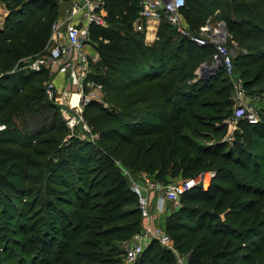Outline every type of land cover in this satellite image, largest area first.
I'll use <instances>...</instances> for the list:
<instances>
[{
	"label": "trees",
	"instance_id": "1",
	"mask_svg": "<svg viewBox=\"0 0 264 264\" xmlns=\"http://www.w3.org/2000/svg\"><path fill=\"white\" fill-rule=\"evenodd\" d=\"M0 1L8 10L0 27V124L7 126L0 134V264H122L123 245L143 220L128 180L114 170L117 161L133 176L165 185L215 171L208 190L181 196L166 232L188 264H264V235L255 232L264 227V206L251 216L261 203L254 198L264 199V120L242 121L247 145L224 143L232 87L223 69L208 81L197 73L211 64L212 45L179 35L165 19L148 45L133 27L139 1L117 0L127 11L118 21L114 0H107L106 25L90 26L99 53L90 78L103 85L107 107L94 101L85 110L107 141L105 154L104 144L77 136L64 142L69 130L47 98L48 71L31 72L20 62L44 52L56 1ZM182 12L195 33L211 16L225 22L247 92L264 93V0H187ZM90 160L99 165L83 181L78 171ZM6 235L18 236L10 238L14 248ZM254 236L260 241L246 242ZM157 246L152 242L136 264H175L166 253L146 259Z\"/></svg>",
	"mask_w": 264,
	"mask_h": 264
},
{
	"label": "built area",
	"instance_id": "2",
	"mask_svg": "<svg viewBox=\"0 0 264 264\" xmlns=\"http://www.w3.org/2000/svg\"><path fill=\"white\" fill-rule=\"evenodd\" d=\"M138 1L140 6L136 24L138 31L143 32L142 22H160L165 19L179 35L200 46L212 45L215 48L212 67L223 69L234 89L233 115L231 121L227 122L229 127L233 128V125L239 121L251 125L259 124L261 122L259 113L247 101L248 92L244 80L241 77L235 78L234 56L227 47L230 36L225 25L223 23L212 25L211 16L200 32L194 34L182 18V10L186 8L187 0ZM101 2L102 0L75 1L66 18L53 22L44 52L20 61L24 64L22 68L25 70L35 73L42 70L48 71L50 78L45 83L48 100L59 106L62 118L70 132L73 133L76 129L83 127L90 137L92 135L85 120V110L96 101L94 94L97 89L102 88L101 84L90 78L93 73L92 66L99 60L96 45L91 40L90 26L93 23L106 25L105 20L97 13L101 8ZM89 47L93 48L96 54H92ZM17 70L19 68H15L12 73ZM59 77H64L61 83L56 82ZM5 130L7 126L0 124V134ZM89 140L93 142L94 139ZM123 173L125 177H128V182L130 180V189L137 196L138 208L144 220L142 230L133 237L134 244L126 247L125 262H136L151 243L156 241L177 255L178 264H188V257L177 251L173 239L165 228L156 225L157 216L152 212L150 196L159 197L155 208L157 212H162L163 203L166 200L178 206L181 196L191 189L201 187L203 190H208L216 177V172H202L193 178L172 185H165L146 174L133 179V175L128 171Z\"/></svg>",
	"mask_w": 264,
	"mask_h": 264
},
{
	"label": "rangeland",
	"instance_id": "3",
	"mask_svg": "<svg viewBox=\"0 0 264 264\" xmlns=\"http://www.w3.org/2000/svg\"><path fill=\"white\" fill-rule=\"evenodd\" d=\"M51 1V0H50ZM52 1H56V4H57V8L55 9V11H57V13H58V16H57V20L58 19H61V18H66V16L68 15V13H69V11H70V9L72 8V5H73V3L75 2V1H77V0H52ZM80 1V0H79ZM114 3L116 4V14H117V20L118 21H121V16L123 15V14H126L127 13V11H126V6L125 5H121L120 4V2H118L117 0H114ZM6 5L3 3V1H0V27H3V25H4V20H5V18H6V16L8 15V10L6 9V7H5ZM44 6V5H43ZM101 8L98 10V15H100L101 17H102V19L103 20H105V18H106V16H107V0H102V2H101ZM47 8H48V5L46 6V10H47ZM220 15V14H219ZM182 18H183V20L186 22V24H187V26H188V29L192 32V30L190 29V26H189V23L187 22V20H186V16H185V13L184 12H182ZM56 20V19H55ZM54 20V21H55ZM53 21V22H54ZM138 23V20H137V22H135L134 23V25H133V27H134V31L135 32H138V33H142V34H144L145 35V42H146V44H148V45H151V44H153L152 43V41H151V37L150 38H147L146 37V32H147V28H148V30H150V28H149V26H147L145 23H143L142 22V25H143V32L141 31H138L137 30V27H136V24ZM212 25H214V26H216L218 23H223L224 25H225V27H226V24H225V22H223L219 17L218 18H216V19H214V16H212ZM53 24V23H52ZM52 26V25H51ZM160 26H161V23H159V24H156L154 27H155V29H156V31H158L159 30V28H160ZM227 28V27H226ZM174 29V28H173ZM175 30V29H174ZM176 31V30H175ZM176 33H178L177 31H176ZM192 33H194V34H198V33H195V32H192ZM227 47H228V49L232 52V54H233V56H234V54H235V56L236 55H238L239 53V51H237V46H235V44H233V43H230L229 41H228V43H227ZM30 58V57H29ZM99 61V60H98ZM236 62H238V60L236 61ZM96 64V63H95ZM204 65V64H203ZM200 68V67H199ZM199 68H198V70H199ZM198 70H197V72H198ZM239 70H237L236 72H235V78H238V77H240L239 76ZM99 74V73H98ZM228 80V83H230V85H231V80H230V78H228L227 79ZM100 84V83H99ZM232 87V86H231ZM103 91H104V89H103V85H102V88L101 89H97V92L94 94L95 95V97H96V101L97 102H100V103H102L104 106H106L107 107V98H105V94L103 93ZM232 93H231V100H232V97H233V95H234V89H233V87H232V91H231ZM247 101H248V103L249 104H251L252 106H254V108H255V110L259 113V115H260V118H261V122L264 120V93H258V92H255V93H248V95H247ZM232 103H233V101H232ZM234 107V105L232 104V108ZM232 115H233V113H232ZM232 115H231V117L226 121V123L227 122H229V121H231V119H232ZM86 120V119H85ZM86 123H87V127H88V129H89V131L91 132V135H92V137H90V136H88L87 135V133L85 132L86 130H84L83 129V127H81L80 129H76L73 133L72 132H70L69 131V133H68V135L67 134H65V136L67 135V137H65V139H64V142L66 141H68V139L70 140L72 137H73V135H75V134H77V135H75V136H77V137H80L81 139H83V140H87V141H90L89 139H94L93 140V142L92 141H90V142H92L93 143V145H96V148H99V146H100V144H104V146H105V148L104 149H101V150H103L102 152L103 153H107V141H103L102 139H101V137H100V134L99 133H97V129L95 128V126H90L89 124H88V122L86 121ZM228 124V123H227ZM244 123L242 124V121H239L238 123H236L235 125H233V128H231V127H229V125H228V127H227V129H226V131L223 133V141H224V143L228 146V148H233L234 147V144H240L241 146H245V145H247V141H245L243 138L241 139V135H243V134H245V127H244ZM72 136V137H71ZM87 137V138H86ZM102 140V141H101ZM199 142H206V140H199ZM68 143V142H67ZM106 144V145H105ZM235 148V147H234ZM98 156H99V154L98 153H96L95 155H94V157H93V159L92 160H96L97 158H98ZM92 160H90L89 162H87V164L84 166V168L83 169H79V171L78 172H80V173H82L83 174V181H85L87 178H89V176H90V171H92V169H94L96 166H98L99 165V162H94V161H92ZM230 165H232V164H230ZM92 168V169H91ZM115 170V172L116 171H118V172H121V174L125 177V175H124V173L123 172H125V171H128L130 174H132L131 173V171L129 170V169H127L120 161H117L116 162V169H114ZM207 171H212V170H207ZM133 175V174H132ZM141 175H144V174H140L139 176H133V179H136V177L138 178V177H140ZM127 180H128V177H125ZM186 180V179H185ZM181 181H184L183 179H178L177 181H172V182H170L169 184L170 185H172V184H175V183H178V182H181ZM104 184H107L108 185V182L107 181H104L103 182ZM129 184H130V180H129V182H128ZM169 184H167V185H169ZM35 194L36 193H32L31 195H30V198H32V197H34L35 196ZM254 200H260L261 201V203H259V204H257L256 206H254L253 207V211H252V213H251V216H252V220H254L256 217H257V214L255 213L258 209H261V208H263V206H264V199H261V198H258V197H255L254 198ZM40 204H42V199H40V201H39V205ZM38 208V207H37ZM163 208L166 210H168V216H169V214L172 212V211H174L175 209H176V205H175V203L174 202H172V201H169V200H166L164 203H163ZM154 209H152V212H153V214H157L156 216H157V220H156V225L157 226H160L159 224H161L162 222H163V220H164V218H165V215H166V213L164 212V213H162V214H159V212H157V211H153ZM155 212H157V213H155ZM28 214H29V212H28ZM31 215H28L29 217L28 218H31V217H33L34 215V213H30ZM246 216V213H241V215H240V217L242 218V217H245ZM264 217V216H263ZM263 217H258L259 219H262ZM43 218H45V217H43ZM232 219H234V216L231 218L230 217V220H232ZM39 220H41V219H39ZM143 220V219H142ZM221 220H227L226 219V217H224V216H221ZM260 221V220H259ZM143 223H144V220H143V222H142V225H143ZM250 224H252V223H250ZM4 225H1V227H3ZM255 226H257L256 227V230H255V232H256V234H259V235H264V227L263 226H260V225H255ZM237 227H238V224H237ZM9 239H7L6 240V244H8L9 246H10V248H14V247H12V239H10V238H17L18 236H16V235H6ZM253 240H255V242H259L260 241V237H256V236H254V237H249L248 238V241H246L247 243L248 242H250V241H253ZM5 240H3V241H1L0 242V244H3V242H4ZM134 244V241H133V238L131 239V240H129L125 245H123V248L125 249L127 246H132ZM2 246V245H1ZM16 250V249H15ZM165 250H166V248H164V247H162L161 245L160 246H157L156 247V249L150 254V252H148L147 251V255L149 254V256H147V258L146 259H149V258H151L152 256H153V254L154 253H158L159 252V256H163V254H165V258L167 259V258H171V259H175V264H178L177 263V255L174 253V252H171V254L170 253H167V252H165ZM152 255V256H151ZM172 255H173V257H172ZM139 260L140 259H138L136 262H133V263H126L125 262V259L123 258V261H122V264H136V263H138L139 262Z\"/></svg>",
	"mask_w": 264,
	"mask_h": 264
},
{
	"label": "crops",
	"instance_id": "4",
	"mask_svg": "<svg viewBox=\"0 0 264 264\" xmlns=\"http://www.w3.org/2000/svg\"><path fill=\"white\" fill-rule=\"evenodd\" d=\"M143 23H145L147 26H149V28H150V30H148V28L146 29L147 30V32H146V37L147 38H150L151 39V41H152V43H154L158 38H157V31H156V29H155V25L156 24H159L160 22H157V21H149V22H143ZM89 51L92 53V54H96V51L93 49V48H91V47H89ZM206 65H208L207 63H206ZM202 66V65H201ZM209 66H212V62H211V64L209 65ZM64 79V77H59L57 80H56V82H58V83H61L62 82V80ZM150 199H151V201H152V209H154L153 211H156V204L158 203V201H159V197L158 196H156V195H151L150 196ZM166 213V215H165V218H164V220H163V222L161 223V224H159L160 226H162V227H165V225H166V220H167V217H168V210L166 209H164L163 208V210H162V212H159V214H162V213ZM155 213H157V212H155ZM157 215V214H156Z\"/></svg>",
	"mask_w": 264,
	"mask_h": 264
},
{
	"label": "water",
	"instance_id": "5",
	"mask_svg": "<svg viewBox=\"0 0 264 264\" xmlns=\"http://www.w3.org/2000/svg\"><path fill=\"white\" fill-rule=\"evenodd\" d=\"M220 71L217 67H212L209 65H202L198 70L199 79L201 80H210L212 76L216 75Z\"/></svg>",
	"mask_w": 264,
	"mask_h": 264
},
{
	"label": "bare ground",
	"instance_id": "6",
	"mask_svg": "<svg viewBox=\"0 0 264 264\" xmlns=\"http://www.w3.org/2000/svg\"><path fill=\"white\" fill-rule=\"evenodd\" d=\"M77 98H75V100H76Z\"/></svg>",
	"mask_w": 264,
	"mask_h": 264
}]
</instances>
